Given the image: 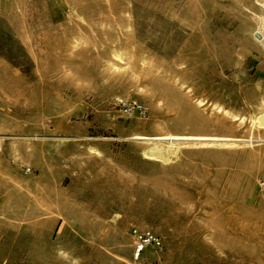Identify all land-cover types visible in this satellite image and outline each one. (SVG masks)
<instances>
[{"label":"rangeland","instance_id":"obj_1","mask_svg":"<svg viewBox=\"0 0 264 264\" xmlns=\"http://www.w3.org/2000/svg\"><path fill=\"white\" fill-rule=\"evenodd\" d=\"M256 30L264 0H0V264H264Z\"/></svg>","mask_w":264,"mask_h":264},{"label":"built area","instance_id":"obj_2","mask_svg":"<svg viewBox=\"0 0 264 264\" xmlns=\"http://www.w3.org/2000/svg\"><path fill=\"white\" fill-rule=\"evenodd\" d=\"M132 233L135 238V246L137 251L141 250L147 245L159 246L161 243L160 237L150 229H138L137 227H133Z\"/></svg>","mask_w":264,"mask_h":264},{"label":"water","instance_id":"obj_3","mask_svg":"<svg viewBox=\"0 0 264 264\" xmlns=\"http://www.w3.org/2000/svg\"><path fill=\"white\" fill-rule=\"evenodd\" d=\"M254 35L261 40V42L264 44V37L261 35L259 31H254Z\"/></svg>","mask_w":264,"mask_h":264}]
</instances>
